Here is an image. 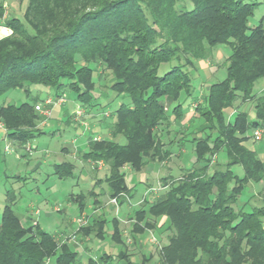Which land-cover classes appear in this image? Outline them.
I'll use <instances>...</instances> for the list:
<instances>
[{
	"label": "trees",
	"instance_id": "obj_1",
	"mask_svg": "<svg viewBox=\"0 0 264 264\" xmlns=\"http://www.w3.org/2000/svg\"><path fill=\"white\" fill-rule=\"evenodd\" d=\"M188 1L191 8L184 0H26L21 18L5 19L0 4V26L12 31L0 38V98L10 90L27 97L17 105L0 104V122L9 140L25 145L43 133L35 110L42 99L34 87H44L54 99L73 92L78 106L89 110L98 105L90 64L98 76L100 69L109 71L110 90L129 103L120 102L111 113L109 137L89 138L82 156L108 166V194L121 204L129 195L122 168L139 171L146 160L170 155L161 151L155 129L166 121L180 122L184 115L177 101L182 92L190 96L194 91L186 66L228 45L225 77L208 86L203 102L193 103L196 116L206 123L203 129L215 136L193 138L195 163L146 210L135 212L133 231L151 228V217L166 218L160 264H264V195L261 206L248 198L237 203L247 185L264 180V160L245 145L247 131L264 126V92H253L255 82L264 78L263 19L248 26L256 0ZM171 61L175 64L158 75L159 66ZM172 102L177 103L168 112ZM246 102L253 104V118L239 109ZM227 111H234L232 118ZM118 135L124 143L115 141ZM221 150L227 161L211 169V157ZM234 165L241 167V176ZM71 170L68 162L55 165L60 178ZM14 203L15 195L7 190L0 264H43L51 257L54 264L77 262L78 254L52 233L22 225ZM104 223L94 217L78 230L89 234L97 229L103 236ZM113 224L112 238L120 240L116 219ZM122 258L124 252L114 258L102 254L98 262L118 264Z\"/></svg>",
	"mask_w": 264,
	"mask_h": 264
},
{
	"label": "rangeland",
	"instance_id": "obj_2",
	"mask_svg": "<svg viewBox=\"0 0 264 264\" xmlns=\"http://www.w3.org/2000/svg\"><path fill=\"white\" fill-rule=\"evenodd\" d=\"M6 1V5H2L1 3L2 10H7L10 3L14 9H18L15 15L21 18L26 0ZM256 1L258 4L254 7L253 13L248 19L249 27L258 24L260 18L264 16V0ZM0 2H3V0H0ZM184 2L187 8L192 7L190 1L184 0ZM1 37L0 35V38ZM217 50L221 53L217 52ZM229 53L230 47L226 44H222L212 49L211 56L208 59H201V61L204 62L207 60L211 61L207 63L208 65L211 63V66H213L212 69L215 70L211 72V74L208 69L197 67L199 65V60L195 62L196 67L190 65L186 66V69L191 75V83L194 91L190 96L183 92L180 94L177 102L181 104V108L184 112L192 100H197L200 103L203 102L208 86L225 77L227 65L226 58ZM173 64H175V61L162 63L159 66L158 75L169 70ZM90 66L94 68L93 79L96 84L92 93L97 97L98 105L89 110L81 108L82 112L80 114H76L79 106L75 100L76 95L73 92L66 91L62 97H59L63 99V102L59 103V98L54 99L44 87H34V90L37 89L34 94L36 93L38 97L42 99V101L37 102V104L44 106V100L47 97H50L55 104H51L50 113L47 117H44L39 113V110L35 109L40 116L38 123V125H40L39 128L44 131V133L32 138L28 142L29 149H26V146L21 147L11 143L4 138L6 131L3 124L0 122L3 126L0 127V218L3 206L6 202V191L9 190L15 195L13 208L18 214H23L29 206H32L35 210H40L37 215H34L38 220L39 228L53 233L60 227L61 217H64L60 215L61 212H65L68 221L77 214L76 204L68 199L69 196L83 193L86 194L85 198H90L92 200L93 198H91L89 191L101 192V188L106 189L107 186L104 181H102L101 186L94 183L95 178L104 177L105 171L103 169L95 174L92 171L93 169H90L87 164V158L82 156V152L88 149L83 146V143L93 137L108 138L109 134H106L107 131L104 127L112 122L111 113L120 102L129 103V100L122 97L115 98V94L110 90L113 77L109 71L100 69L98 76L97 67L94 64H90ZM263 83L264 78H259L254 84L253 92L261 94L260 88ZM25 100H27V97L23 91L10 90L0 98V104L14 103L17 105ZM177 102L168 104L167 111L170 112ZM102 106L103 108H100ZM46 107L48 108V106ZM95 107L97 109H95ZM239 109L247 111L248 117L253 118L252 102L241 104ZM233 112L234 111H227V117H231ZM66 113L71 114L68 118L70 122H66ZM180 122L177 120L174 122L171 121V123L166 121L155 129L159 142L162 143V146H160L161 151L169 150L170 155H166L165 158L162 157V160H146L145 166L139 171L131 169L130 167L126 170L122 168L125 172V183L131 188L133 193L131 203L133 208L139 207L135 205V201L140 197V205L141 207H145L144 204L146 199L147 201H153L164 194L183 174L185 171L183 169L191 167L195 163L196 153L192 145L193 138L206 137L207 135H212V137L215 136V132L210 133L209 129H203L206 125L203 118L197 116L194 119L190 118L184 126ZM252 131L253 130L247 131L246 134L249 136V139L246 141L245 145L256 151L258 156L264 160V133L260 140L254 141L251 138ZM115 141L124 143L125 139L123 136L118 135ZM65 146L71 147L73 150L75 146H79L80 150L76 152L77 154H75L73 159L70 156L66 157V160H69L68 163L71 165V172L73 173L70 176L60 178L55 172L53 173L55 169L53 170L52 164L61 161L59 158L61 157L60 151L61 148ZM38 161L40 163L42 162L41 167L37 169L33 168ZM226 161L225 153L221 150L211 157L210 167L211 169L213 167L220 168L219 165L224 164ZM94 162L96 163L97 161H93L92 163L95 164ZM102 164L103 166L106 165L103 162ZM231 168L239 176L243 174L240 166L234 165ZM143 176L146 178V182L153 187L152 189L146 190L144 193L143 191L145 189L143 188L145 185L142 183ZM164 185L165 187H162ZM131 190L128 192V197L125 198L127 201L131 198ZM251 194L254 196L250 198L249 196ZM263 195L264 180L258 184L251 183L247 185L241 195L238 196L237 203L244 202L248 198L247 200L250 203L261 206ZM100 198L104 200V197L101 196ZM252 204L249 205L251 206ZM56 207L61 211L57 212L52 210ZM125 207L123 206L122 209ZM48 210L50 211L49 216L44 213V211ZM79 216L75 217V227L77 226L75 221ZM106 216L108 219L111 218L110 215ZM162 217L164 216L156 218L151 217V228H145L141 234L138 233V235H141V239L146 243H144L143 250L138 248L132 249L133 253L131 255L135 259L133 264H149L152 259L156 261V264H160L158 251L167 241L168 233V230L163 229L166 222L159 225ZM25 225H29V223ZM105 228H110V223L106 224ZM97 246L98 244H96L95 248ZM113 246L117 247L112 241L104 239V241L100 242L98 247L100 251L95 250L92 254L96 253V255H98L103 251L111 253L115 250H111ZM145 246L148 248H145ZM146 255H150L151 259L147 261L143 260ZM48 264H54V257L49 258Z\"/></svg>",
	"mask_w": 264,
	"mask_h": 264
},
{
	"label": "crops",
	"instance_id": "obj_3",
	"mask_svg": "<svg viewBox=\"0 0 264 264\" xmlns=\"http://www.w3.org/2000/svg\"><path fill=\"white\" fill-rule=\"evenodd\" d=\"M1 3H2V5L3 4L6 5L7 1L3 0V2H0V4ZM8 6H9L8 9L3 11L2 19H5V18L12 16V15L16 16L15 13L18 11V9H14L10 3ZM261 18L263 19V24H264V16H262ZM217 52L221 53L219 50H217ZM208 61H210V60H207L205 62L199 60L198 61L199 65L197 67L202 68V69H208V71L211 74V72H214L215 70L212 69L213 66H211V63H210V65L207 64ZM195 64H194V67H196ZM211 69H212V71H211ZM36 90L37 89H35V91ZM260 90H261V92H264V83L262 84ZM194 102H195V100H192L190 102L189 106L187 107L186 111L184 112V115H183L182 120L180 122L183 126L185 123H187L188 120H190V118L194 119V117L196 116L195 111H193L194 110V107H193ZM70 115H71L70 113L69 114L66 113V118H67L66 122H70V120L68 119ZM39 126L40 125H38V128H39ZM104 128L107 131L106 134H109L107 128L106 127H104ZM42 132L44 133V131H42ZM40 135H38V136H40ZM4 138H6L11 143H14V144H17L18 146H21L16 141L9 140L6 135L4 136ZM29 141H27L26 144L22 145L21 147H23V146L27 147L28 146V148H30L29 143H28ZM83 146L88 148V140L83 143ZM79 150H80L79 146H75L74 150L68 146L62 147L61 151H60L61 157H59L61 161L58 163L52 164L53 170L55 169L56 164H59L62 162H69V160H66V157L70 156L73 159L75 157V154H77L76 152H78ZM82 153H84V151ZM92 162L90 160H88L87 164L90 167V169H93L92 171L95 174H97L99 171H101L103 169L105 171L103 178L98 177V178L94 179V183H96V185H98V186H101L102 181H104L106 183L105 178L108 175V166L107 165L103 166V164H102L103 161H101V162L97 161L96 162L97 165L95 162H94L95 164H93ZM41 165H42V162L40 163L38 161L35 164V167H33V168L37 169V168L41 167ZM128 168L129 167H127V166L123 167L124 170H126ZM54 172L56 173V171H53V173ZM106 172H107V174H106ZM145 179L146 178L143 176L142 177V180H143L142 183H144V185H145V187L143 188V189H145L143 191V193L146 190L153 188L152 186H150L146 182ZM106 186H107V183H106ZM162 187H165V185ZM128 189L131 190L130 187H128ZM89 194H90L91 198H93L92 200L90 198L89 199L85 198L86 194H83V193H78L76 195L72 194L71 196H69L68 199L71 202L76 204L77 214L73 218L69 219V221H68L66 218L65 212L64 211L61 212L60 215L64 216V217H61V219H60V227L56 231H54L52 234L60 242L66 243L70 247L71 250H74L78 254L77 262L74 264H90L91 261H93L95 264H97L98 263V257H100L102 254H108L114 258L117 255H119L120 252H124V254L126 255V258H122V259L118 260V264H127L128 262H129V264H133V262H135V259L131 255L133 253L132 249L138 248L140 250H143L144 249V243H146V242H144L143 239H141V235H138V233H135L133 231V225L136 221L135 220V212L137 210H139L140 208L142 210H144V209L146 210L149 203L151 202V200L147 201V199H146L145 204H144L145 207H141V205H140L141 204V199H140L141 197H140L137 201H135V205H138L139 207L133 208V205L131 204L132 199H133L132 190H131V194H130L131 198L129 199V201L125 200L121 204L119 202L117 204L110 202L111 197L108 194V187H106V189L101 188V192L100 191L95 192V191L91 190V191H89ZM82 195H84V197ZM101 196L104 197V200H101V198H100ZM81 205H83V206H81ZM123 206L124 207L126 206V207L124 209H122ZM81 207H82V209H80ZM52 210L57 211V212L61 211L57 207L52 209ZM39 212H40V210H38V209L35 210V209H33L32 206H29L23 214L19 213L22 225H24V226L33 225L34 226L33 229H35V228L40 229L38 226L39 225L38 220L34 217V215H37ZM44 213L47 216L50 215L49 210L44 211ZM82 214H85L87 216V222L83 226H85L86 224H90L94 217H99V218L105 220V223H104L105 232L102 234L103 236H99L97 229L92 230L89 234H84L83 232L77 230V228L74 226V220H75V217L82 215ZM106 215H110L111 218L108 219V217ZM114 219L117 220V226L119 229V235L118 236H119L120 240H116V239L112 238L113 229H114V227H113ZM163 222L164 223L166 222L165 217H162L160 219L159 225L163 224ZM28 223H29V225H25ZM108 223H110V228L106 229L105 227H106V224H108ZM44 231H46V230H44ZM93 237H95V238H93ZM104 239L110 240V241H112V243L117 245V247L113 246L111 248V250L112 249H115V250L111 253L103 251L98 255H96V253L92 254V253H94L95 250L100 251L99 250L100 248H98V247L100 245V242L104 241ZM96 244H98V246L95 248ZM145 248H148V247L145 246ZM150 259H151L150 255H146L143 258V260H146V261L150 260ZM149 264H156V261H153V259H152V261H150Z\"/></svg>",
	"mask_w": 264,
	"mask_h": 264
},
{
	"label": "built area",
	"instance_id": "obj_4",
	"mask_svg": "<svg viewBox=\"0 0 264 264\" xmlns=\"http://www.w3.org/2000/svg\"><path fill=\"white\" fill-rule=\"evenodd\" d=\"M0 29H4V33L1 34L2 37L3 36H7V35L11 34V32H12L11 29H9L7 27H4V26H0ZM61 102H63V99L59 98V103H61ZM44 104H45L44 106H40L39 104H36L35 105V109L39 110V113H41L44 117H47L49 115V113H50L51 104H55V102L53 103L52 99L50 97H47L44 100ZM46 106H48V108ZM81 112H82V109L80 107H78V110H77L76 114H80ZM77 116H79V115H77ZM0 127H3L1 123H0ZM263 133H264V127L259 126V127L254 128L253 131H252V134H251L252 140H254V141L260 140L262 135H263ZM92 139L93 140H98V139H100V137H93ZM26 149H29V148L26 147ZM124 196H125V198L128 197L127 195H124ZM110 202H112L114 204L118 203V201H117V199L115 197L111 198ZM75 222L77 223L76 228L78 230L80 226H83L87 222L86 215L85 214L80 215L76 219ZM48 262H49V259H46L43 262V264H48ZM97 264H104V263L98 262Z\"/></svg>",
	"mask_w": 264,
	"mask_h": 264
},
{
	"label": "bare ground",
	"instance_id": "obj_5",
	"mask_svg": "<svg viewBox=\"0 0 264 264\" xmlns=\"http://www.w3.org/2000/svg\"><path fill=\"white\" fill-rule=\"evenodd\" d=\"M4 33V29L0 30V35Z\"/></svg>",
	"mask_w": 264,
	"mask_h": 264
}]
</instances>
